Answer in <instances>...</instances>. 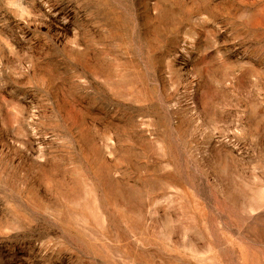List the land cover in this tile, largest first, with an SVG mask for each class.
<instances>
[{"label": "rangeland", "instance_id": "1", "mask_svg": "<svg viewBox=\"0 0 264 264\" xmlns=\"http://www.w3.org/2000/svg\"><path fill=\"white\" fill-rule=\"evenodd\" d=\"M0 264H264V0H0Z\"/></svg>", "mask_w": 264, "mask_h": 264}]
</instances>
